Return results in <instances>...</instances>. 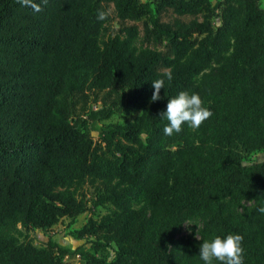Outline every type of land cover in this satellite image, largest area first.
Returning <instances> with one entry per match:
<instances>
[{
    "label": "trees",
    "instance_id": "trees-1",
    "mask_svg": "<svg viewBox=\"0 0 264 264\" xmlns=\"http://www.w3.org/2000/svg\"><path fill=\"white\" fill-rule=\"evenodd\" d=\"M157 79L165 89L151 102ZM106 89L141 113L98 125L111 111L101 107L71 120L74 92ZM181 91L213 115L169 137L159 114ZM262 149L260 0H49L40 13L0 0V264H204L203 241L228 234L243 236L245 264H264V159L242 163ZM85 183L111 209L75 234L96 251L114 245L111 260L16 236L87 211ZM193 216L199 237H177Z\"/></svg>",
    "mask_w": 264,
    "mask_h": 264
},
{
    "label": "rangeland",
    "instance_id": "rangeland-1",
    "mask_svg": "<svg viewBox=\"0 0 264 264\" xmlns=\"http://www.w3.org/2000/svg\"><path fill=\"white\" fill-rule=\"evenodd\" d=\"M211 1L215 4L219 0ZM260 5L264 8V0H260ZM218 23V19H215L214 25H217ZM69 106L71 120L86 118L87 113L91 109L109 107L111 109L109 115L106 118L98 120V125L108 123L125 124L132 121L141 113L140 109L122 107L120 95L107 89L74 92L70 97ZM91 135L93 140L97 141V132L92 131ZM263 159L264 150L262 149L244 155L242 163L251 164L253 162L262 161ZM96 190L97 189L89 183H85L82 186L80 192L86 201L88 210L79 214L74 220L62 217L56 224L47 230L39 228L25 230L18 225V230L15 233L16 236L21 241H30L36 246H45L46 240L51 237L61 245H65L70 248L84 246L89 253L111 260L114 257V245L96 251L93 249V242L91 238H78L75 234V230L80 228L90 216L98 218L111 209V205L108 203L95 205L94 200L96 199ZM251 204L252 201L243 200L237 209L240 211L241 208L249 207ZM202 224L203 220L198 216L188 218L179 226L177 237L197 239L200 235ZM64 259L70 264H85V261L80 259L78 255L74 257H65Z\"/></svg>",
    "mask_w": 264,
    "mask_h": 264
},
{
    "label": "clouds",
    "instance_id": "clouds-1",
    "mask_svg": "<svg viewBox=\"0 0 264 264\" xmlns=\"http://www.w3.org/2000/svg\"><path fill=\"white\" fill-rule=\"evenodd\" d=\"M49 0H17L22 7L30 8L34 13L43 11L44 6ZM108 13L99 12L97 19H106ZM169 82L172 80L170 72L165 73ZM154 89L151 96V102L162 99L161 89H165L164 79H157L152 82ZM213 113L209 108L204 106V102L199 94L181 91L177 96L168 100L166 111H162L159 117L168 121L163 128L166 136H173L183 131V126H187L193 130L199 129L207 120L212 117ZM144 133H141L143 138ZM264 214V206L257 209ZM243 236L240 234H228L226 238L217 235L212 240L203 241L199 249V257L204 264H245L243 247Z\"/></svg>",
    "mask_w": 264,
    "mask_h": 264
}]
</instances>
